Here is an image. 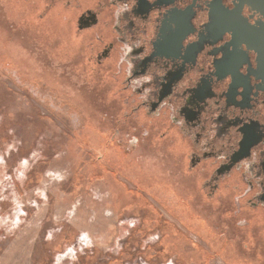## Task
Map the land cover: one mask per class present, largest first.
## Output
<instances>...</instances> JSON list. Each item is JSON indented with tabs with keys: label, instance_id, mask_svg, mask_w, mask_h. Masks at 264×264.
Returning <instances> with one entry per match:
<instances>
[{
	"label": "rangeland",
	"instance_id": "1",
	"mask_svg": "<svg viewBox=\"0 0 264 264\" xmlns=\"http://www.w3.org/2000/svg\"><path fill=\"white\" fill-rule=\"evenodd\" d=\"M39 11L0 0V264H264L258 223L200 198L171 141L122 118L114 77Z\"/></svg>",
	"mask_w": 264,
	"mask_h": 264
},
{
	"label": "flooded vegetation",
	"instance_id": "2",
	"mask_svg": "<svg viewBox=\"0 0 264 264\" xmlns=\"http://www.w3.org/2000/svg\"><path fill=\"white\" fill-rule=\"evenodd\" d=\"M35 1L114 77L122 118L170 140L200 198L258 223L264 243L261 12L240 0Z\"/></svg>",
	"mask_w": 264,
	"mask_h": 264
},
{
	"label": "water",
	"instance_id": "3",
	"mask_svg": "<svg viewBox=\"0 0 264 264\" xmlns=\"http://www.w3.org/2000/svg\"><path fill=\"white\" fill-rule=\"evenodd\" d=\"M241 3H246L251 8L259 10L264 16V0H240Z\"/></svg>",
	"mask_w": 264,
	"mask_h": 264
}]
</instances>
